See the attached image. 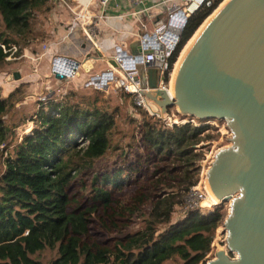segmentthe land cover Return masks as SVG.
Instances as JSON below:
<instances>
[{
    "label": "trees",
    "instance_id": "1",
    "mask_svg": "<svg viewBox=\"0 0 264 264\" xmlns=\"http://www.w3.org/2000/svg\"><path fill=\"white\" fill-rule=\"evenodd\" d=\"M46 1L0 0V40L6 48L24 43L32 29L33 12ZM210 1L187 18L170 66L223 0ZM9 54L0 46V71L13 65L6 59ZM73 90L62 103L54 96L41 101L35 127L20 140L5 118L25 91L17 88L7 97L0 93V163L6 154L0 171V264H44L37 256L46 250L54 255L45 264L203 262L212 236L227 215L224 202L211 212L190 210L177 219L173 214L182 191L198 181L203 153L197 145L215 136L205 133L210 125L185 122L169 126L140 109V141L145 154L129 162L124 150L120 163L94 170L95 161L107 151L123 149L121 140L126 134L116 135L121 131L115 113L99 103L97 90L80 95L85 107L71 100L74 96L70 95L81 89ZM121 94L124 100L131 97ZM79 137L87 144L82 145ZM133 138L132 134L126 146L133 144ZM152 158L158 163L151 183L139 187L129 200L116 197L124 180L137 177ZM88 173L89 185L85 179ZM77 184L80 191L73 193L71 188ZM134 218H139L141 225L130 229L129 221ZM93 220L110 233L106 242L90 235Z\"/></svg>",
    "mask_w": 264,
    "mask_h": 264
},
{
    "label": "water",
    "instance_id": "2",
    "mask_svg": "<svg viewBox=\"0 0 264 264\" xmlns=\"http://www.w3.org/2000/svg\"><path fill=\"white\" fill-rule=\"evenodd\" d=\"M137 68L151 88L145 93L150 109L167 114L175 106L199 121L222 120L231 133L206 170L219 203L228 201L226 249L206 264H264V0H229L222 7L185 55L173 97L158 87L155 68L145 69L147 80L144 67Z\"/></svg>",
    "mask_w": 264,
    "mask_h": 264
},
{
    "label": "crops",
    "instance_id": "3",
    "mask_svg": "<svg viewBox=\"0 0 264 264\" xmlns=\"http://www.w3.org/2000/svg\"><path fill=\"white\" fill-rule=\"evenodd\" d=\"M66 1L73 4L84 3V5H88V10L91 13L106 16L104 21L98 25L99 33L95 40L87 36L85 27L72 23L71 13L62 1L47 0L44 6L33 12L31 32L27 39H24V43L21 42L22 44H18L16 47V52L18 51L19 54L16 55L15 52L13 58L8 59V61H13V65L7 70L0 71V91L3 97H7L11 92L20 88L25 91L24 98H33L40 92L42 97H38L39 100H42L45 95L54 96L55 99L62 96L63 99L60 101L62 103L67 97L69 89L80 88L79 92L91 90L85 87L87 77L107 68L108 64L112 63V54L117 46L130 54L139 53L137 35L142 32V23L154 25L165 19L166 3H160L163 0H145L146 6L156 5L151 9V17H147L143 13L132 14L142 6L132 7L126 0H113L106 7H101L97 0ZM0 42L2 41L0 40ZM12 44L16 46V44ZM21 45L22 47H20ZM59 55L85 60L86 67H82L78 76L73 80L57 79L50 73L52 59ZM14 72H18L20 77L10 79L9 75ZM44 90L47 91L44 93ZM57 90L59 91L57 92ZM41 103L43 102L36 103L31 108L37 109ZM13 110H19L18 103L10 113L14 112ZM32 121H29L30 128ZM21 123L9 121V124L14 127L15 137V129ZM27 130L29 131H25L16 138L21 139L24 134L31 133V129Z\"/></svg>",
    "mask_w": 264,
    "mask_h": 264
},
{
    "label": "built area",
    "instance_id": "4",
    "mask_svg": "<svg viewBox=\"0 0 264 264\" xmlns=\"http://www.w3.org/2000/svg\"><path fill=\"white\" fill-rule=\"evenodd\" d=\"M60 1H62L69 9L72 23H77L78 25L85 27L87 36L92 40H95L99 33L98 25L100 22L104 21L106 16L104 14L91 13L88 10V5H84V3L81 2L73 4L68 3L66 0ZM112 1L113 0H97L101 7H106ZM196 1H198L196 4L197 8L203 4L210 5L211 2L210 0H182L180 2L177 0L160 1V3H166L165 19L154 25L142 23V32L137 35L139 39V53L130 54L117 46L114 54H112V63H109L107 68L94 72L93 75H89L85 87L100 92H108L110 90L116 94H128L132 98L134 104L133 110L136 115L139 113L140 109H142L144 113L152 116L145 110V106L149 101L145 93L150 91L151 88L148 87L147 82L145 83V86L142 85L137 67L138 65L144 67L146 80L147 76L145 69L155 68L157 70L158 87L168 90L167 87L169 86L171 71L175 63L174 62L173 65L170 66L169 60L180 42L181 33L187 18L193 13V10H189V6ZM126 2L135 8L142 6L138 11H135L132 14L143 13L147 17L152 16L151 9L156 6L155 4L146 6L145 0H126ZM0 46L4 51H9L10 53L6 59H12L13 54L17 50L16 46L12 45L9 48H6L1 42ZM83 63H85V60L83 61L62 55L54 56L52 59L50 74L55 77L54 75L57 72L64 75L65 80H73L78 76L83 67ZM162 76L166 78L165 82H161L160 77ZM58 91L59 90H57V92ZM45 99H47L46 96H43L42 100L45 101ZM62 99V96L58 98L59 102ZM53 113L57 114L55 111H53ZM136 121L138 123V128H140L142 120L136 117ZM223 123L227 128L226 133L228 134L230 131L224 121ZM165 124L172 126V124L179 123L166 122ZM228 135L227 138L230 137L231 133ZM78 141L81 142L82 145L87 144V140L83 137H79ZM217 204L218 203H212V201L209 200L207 186L204 185L202 188L200 184H195L182 192L175 214L177 217H181L190 210L211 212ZM222 231L224 232V229Z\"/></svg>",
    "mask_w": 264,
    "mask_h": 264
},
{
    "label": "rangeland",
    "instance_id": "5",
    "mask_svg": "<svg viewBox=\"0 0 264 264\" xmlns=\"http://www.w3.org/2000/svg\"><path fill=\"white\" fill-rule=\"evenodd\" d=\"M1 29H2V26L0 25V31H1ZM17 46L18 45H16V47ZM182 49H181V51H182ZM181 51H180V53H181ZM177 59H178V57H177ZM177 59H176V61H177ZM9 76L11 77V79L13 78L11 75H9ZM53 89H56V88H53ZM70 90H73V89H69L67 92H69ZM46 91L47 90H44V93ZM73 91H75V90H73ZM90 92H93L92 89L91 90H85L83 92H77L75 95H70V96H74V98H72L71 100L73 102L79 103L80 105L85 107V103L82 102L80 95H83L85 93H90ZM0 93H1V91H0ZM98 93H99V99L101 100V101H99V103L106 105V107L110 111H114V113H115L117 128L121 131L120 133H116V135L120 136L121 134L124 133V134H126V136L124 138H122V140H121L123 145H125V146H123V149H119V150H115V151H110V150L107 151L103 155L102 158L97 159L95 161L94 166H93L94 170H102V169H105L106 167L111 166L113 163H116V162L120 163L124 150L126 151V153H125L126 160H128L129 162L134 161L139 156H143L145 154V151H144V146L140 141L141 131H140V128H138V123L136 121V117H138V119H142V116L139 113H137V115H139V116H137L136 113L134 112V110H133L134 104H133L132 98L129 97L126 100L121 99V95H122L121 93L116 94L110 90L108 91V93H101L100 91H98ZM40 95H42V94L40 92H38V94L34 95L33 98H24L23 97L24 98V100L22 98L23 101L20 100L17 102L19 105V110H17V111L13 110L14 112L7 114V116L5 118V121H7V124H9V121L15 122V123L22 122L21 125L15 129L16 137H20L23 133H25V131H29V130H27L28 128L31 129V131H32L33 128L35 127V124H36L35 115L39 109V106L37 107V109L35 108L36 111H34L35 109L33 110V108H31V107L36 103L38 104L39 101L40 102L44 101V100H39L40 98H38V97H42ZM47 97H48V95L46 96V98ZM46 101H47V99H45L44 102H46ZM55 101L59 102L58 99H55ZM115 107H118L119 110H117V109L114 110ZM152 115H154V114H152ZM158 116H160V117H157V115H156V117H154V118L161 119L165 123L166 122L171 123L173 121H176L179 124H182L184 122H179L182 120V121L189 122L190 124L197 125V126L202 125V124L210 125L211 128H209V130H207L205 133H210V134H213L215 136L210 140H207V141L203 140L199 145H197V147L202 146L200 148V150L202 151L203 155L198 162V165H199L198 173H197L198 181L196 184H200V186L203 188L204 185L206 186V183H205L206 175L205 174H206L207 168L209 167L210 162L213 159L212 157H213L214 153L216 152V150L230 144L228 141V138H227L229 136L228 134L230 132L228 134L226 133L227 128L224 126V123L221 120L207 119L205 121H199V119H196V118L188 116V115H184V116L180 115L179 113L176 112L175 106H170L168 108L167 114L163 113V114L158 115ZM161 117H164V118H161ZM132 118L134 120H131ZM31 120H33V121H32V127L30 128L31 123L29 121H31ZM132 134L134 135V138H133L134 141H133V144L128 147V146H126V143L128 142L130 136H132ZM17 140H20V139H17ZM5 156H6V154H5ZM5 156L2 158V161L0 163V171L4 168L3 162L5 159ZM157 163H158L157 159L152 158L151 160H149L148 164L146 163V164H144V166H142L137 177L131 176L129 178H126L124 180V182L122 183L123 187H122L121 191H119L116 194V197H120L123 200H129L130 197L133 196L137 192L139 187L142 188L143 186H148L151 183L153 169ZM90 176H91L90 173L86 174V176H85V179L87 180L88 185H89L90 180H91ZM71 189H72L73 193H77L78 191H80V185L79 184L74 185ZM82 192H83V190H81V193ZM223 205H224V208H225L226 213H227L228 212V201L224 202ZM175 209L177 210V206L175 207ZM97 213H98V215L102 214V212L100 210H98ZM173 216H174V219L178 218L175 213L173 214ZM140 225H141V221L139 218H134L133 220L129 221L130 229L131 228L136 229ZM222 230H223V226L221 225L216 230L215 235L212 236L213 241H212V244L210 246V251H209L206 259L203 262H200L199 264H206L208 260L214 258V254H215V251L217 249H219V248L226 249V243H225L226 234ZM90 235L95 240H97L101 243L106 242L110 238V233L106 230V228L98 220H93L91 222V224H90ZM227 253H228V251H227ZM228 254H230L231 256H234V254H232V253H228ZM53 255H54V252L46 250V251H43L42 253H40L37 257L39 259H41L42 262L45 264L50 258L53 257Z\"/></svg>",
    "mask_w": 264,
    "mask_h": 264
},
{
    "label": "bare ground",
    "instance_id": "6",
    "mask_svg": "<svg viewBox=\"0 0 264 264\" xmlns=\"http://www.w3.org/2000/svg\"><path fill=\"white\" fill-rule=\"evenodd\" d=\"M229 0H223L218 6L217 8L202 22V24L196 29V31L193 33V35L191 36V38L187 41V43L185 44V46L183 47L181 53L178 56L177 61H175V65L173 66V71H171V75H170V82H169V86L167 87L168 90L167 93L170 97L174 96V85H175V80H176V76L179 70V67L185 57V55L187 54L188 50L190 49V47L193 45V43L196 41V39L200 36V34L203 32V30L205 29V27L208 25V23L213 19V17L222 9V7H224V5H226V3ZM198 3V1L192 3L189 6V10L192 11L196 4ZM170 87V88H169ZM145 110L148 114L152 115L154 114L155 116L157 115V117H160L158 115L163 114V112L156 110L153 111L152 109H150V107H148V105L146 104L145 106ZM152 115V116H154ZM164 118V117H161ZM176 121H173L171 123H175ZM179 122H184V121H179ZM178 123V122H176ZM206 180V179H205ZM206 186H207V192H208V196H209V200L212 201V203H219L220 200L212 193L207 181H206ZM220 249V248H219ZM224 249V248H223ZM237 255V254H236Z\"/></svg>",
    "mask_w": 264,
    "mask_h": 264
}]
</instances>
